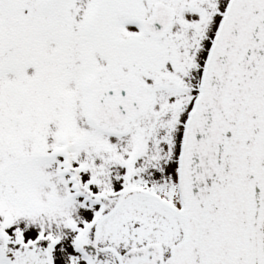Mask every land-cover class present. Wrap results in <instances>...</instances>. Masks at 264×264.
<instances>
[{"label":"snow or ice","instance_id":"1","mask_svg":"<svg viewBox=\"0 0 264 264\" xmlns=\"http://www.w3.org/2000/svg\"><path fill=\"white\" fill-rule=\"evenodd\" d=\"M0 264H264V0H0Z\"/></svg>","mask_w":264,"mask_h":264}]
</instances>
